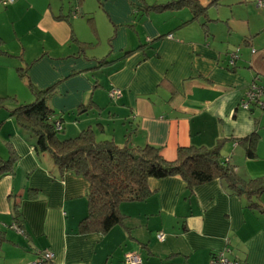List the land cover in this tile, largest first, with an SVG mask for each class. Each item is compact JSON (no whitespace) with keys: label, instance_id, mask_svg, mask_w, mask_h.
<instances>
[{"label":"crops","instance_id":"crops-1","mask_svg":"<svg viewBox=\"0 0 264 264\" xmlns=\"http://www.w3.org/2000/svg\"><path fill=\"white\" fill-rule=\"evenodd\" d=\"M26 1L17 0L10 11ZM219 1L198 0L205 10L196 19L183 6L188 10L162 28L138 17L139 0H104L109 32H114L111 48L98 54L90 50L89 39L77 34L82 17L70 20L72 8L64 13L62 6L54 10L39 0L40 18L34 25L39 49L32 41L20 51L0 46L1 56L18 57L14 64L17 71L25 69L31 93L5 87L0 97L6 90L5 96L31 102L30 87L52 86L47 104L61 120L62 138L95 124L108 134L116 122L122 144L153 145L168 160L176 158L179 146L220 145L239 180L264 177V110L239 106L251 82L264 84V41L253 48L264 36V24L262 17L251 22V0ZM81 2L75 0L73 7ZM234 9L243 10L245 22L226 15ZM256 12L264 15V10ZM85 22L97 31L92 16ZM70 39L75 44L66 48ZM143 44V50L126 53ZM234 49L238 55L230 64ZM112 88L121 89L116 101L109 99ZM0 123V157H13L12 171L0 177V233L6 235L17 219L23 232L14 230L22 239L8 242L24 253L21 260L3 264L32 263L44 250L53 252L55 264H124L129 253L138 254L142 264H210L219 251L247 264H264V192L247 198L221 179L189 190L177 175L150 178L148 197L120 203L121 223L106 233H80L78 224L87 212L86 179L60 172L51 155L36 150L34 137L9 115L0 113ZM252 133L257 142L255 156L249 158L239 139ZM252 200L260 208L249 206Z\"/></svg>","mask_w":264,"mask_h":264},{"label":"trees","instance_id":"trees-1","mask_svg":"<svg viewBox=\"0 0 264 264\" xmlns=\"http://www.w3.org/2000/svg\"><path fill=\"white\" fill-rule=\"evenodd\" d=\"M180 6H187L193 19L204 14L205 10L198 0H172L166 4H150L147 8L158 11ZM169 35L171 34L167 36ZM144 47L145 44L139 45L126 53L143 50ZM232 52L234 51L229 54ZM30 88L34 99L29 103H17L9 109V116L34 137L36 150L51 155L60 172H71L86 179L87 212L78 224L80 233H106L121 223L123 215L119 210L120 203L148 197L151 193L148 186L150 178L162 179L177 175L186 182L189 190L221 179L235 193L247 198L253 195L258 197L264 192V177L239 180L235 174V166L221 156L220 145L211 148L179 146L176 158L168 160L162 156L160 148L150 144L133 146L125 140L118 145L112 139L97 138L95 129L91 126L73 137L60 138L58 133L62 129L61 120L54 117L53 110L47 104L53 87L41 90ZM7 99L13 98L0 97V109L5 106ZM56 121L60 123V130L55 129ZM256 142L255 133L239 139L247 157L255 156ZM12 166V155L6 159L0 157V177L11 172ZM249 206L260 208L259 202L254 200L249 202ZM17 221L15 219L12 224L21 230ZM42 252L39 251L37 259L29 264H55L52 259L44 258Z\"/></svg>","mask_w":264,"mask_h":264},{"label":"rangeland","instance_id":"rangeland-1","mask_svg":"<svg viewBox=\"0 0 264 264\" xmlns=\"http://www.w3.org/2000/svg\"><path fill=\"white\" fill-rule=\"evenodd\" d=\"M38 1L39 0H27L25 4L18 5L14 11H10V8L15 2L7 6H4L0 2V34L5 39V43H0V46L2 45L1 47L3 49H7L11 52L20 51V47L25 45L27 46V42L29 43L30 41H32L34 45L38 42L40 32L34 25L40 18L39 12L42 5L45 7L50 6V8L54 10L56 9V7L59 8L62 6L64 8V13H67L68 10L72 8L73 11L75 10L77 12V15H70L69 19L73 20L76 18H83L81 27L82 30L77 28V34L82 38L90 40L91 44L89 45V47H91L92 49H88H90L91 51L94 50V52H97L98 54H103L105 53V51L111 48L112 42L111 40H109V37L110 34L114 32V30L112 33L109 32V22L102 8V2L104 0H82L80 4L76 3L78 5L75 7H73V5H75V0H43L42 5L36 3ZM164 1L166 0H139V3L136 6L138 17L140 16L142 21L148 19V21H151L155 25L166 28L173 21L174 17L180 14V11H184L187 9V7L183 8V6L167 8L165 11H156L151 8H147L150 3H162ZM219 3L225 5L226 0H220ZM251 3L253 5V15L251 17V22L254 23L256 21H259V18L262 17L260 23L264 24V15H262L260 12H256V10H264V6L256 7L258 6L257 0H251ZM220 8H223V6ZM241 12H243V10L234 9L232 12H226V15L230 14V19L234 20L235 22H245L246 19L240 18ZM81 14H83V16H80ZM87 15H90L94 18L93 25L95 27L96 24L97 31L93 30L89 23L85 22ZM142 21L140 23H142ZM137 30L140 33L142 32V28H137ZM262 41H264V36H261L260 38L255 40V45H253V48H257L256 44H260ZM72 43L75 44L74 39H70L66 48H69ZM35 46L36 50H38L39 47H37V45ZM16 61H18V57L8 58L0 55V90L5 87H9L11 88V90H14L16 87L20 86L22 87V89H25L26 92L31 93V91H29V87L26 85L27 79H24L26 78L25 69L17 71L18 65L14 64L16 63ZM11 63H13V66L8 67V64ZM5 91H2L4 93L2 94V96L4 95L3 97H5L6 95ZM17 97L20 99H17ZM17 97L16 99L18 102L14 97H12L13 99H7L5 102V106L0 109V113L9 115V109L13 108L17 103L30 102L22 101L20 95H17ZM109 99L111 101H116L117 99H119V97H111L109 95ZM65 122L66 119L64 118V122L62 123L63 126L65 125ZM117 128L118 123H111L108 129V134H106V132H102L100 126H98L97 124L94 125L97 138L112 139L117 142L118 145H121L122 143L120 142L122 139H120L119 130ZM58 135L61 138L62 131H60ZM10 238L13 240H17L16 238L22 239L17 236L15 230L12 227H7L6 235L0 233V264H3V261L14 262L17 259L21 260L24 257V253H21V250L16 248L18 246H10L11 244L8 242Z\"/></svg>","mask_w":264,"mask_h":264},{"label":"built area","instance_id":"built-area-1","mask_svg":"<svg viewBox=\"0 0 264 264\" xmlns=\"http://www.w3.org/2000/svg\"><path fill=\"white\" fill-rule=\"evenodd\" d=\"M16 0H0V2L4 5L7 6L9 4H12ZM258 6L264 5L262 3V0L257 1ZM72 15L76 16L77 12L74 10L72 11ZM171 37V35H169ZM237 51L232 52L229 54V63L234 64V61L237 58ZM108 94L111 97H121V89L120 88H112ZM252 105H255L256 107L260 108L261 110H264V84H259L256 82H251L247 88L244 91L243 97L241 98L239 102V106L243 109H249ZM55 129L60 130L61 126L58 121L55 122ZM13 229H15L17 232H21L19 228H17L14 224L11 225ZM156 237L159 241L163 240L164 234L162 232H157ZM42 256L46 259H53V252L49 250H44L42 252ZM210 264H247L239 259H230L226 257L224 252L219 251L217 253H214L210 257ZM124 264H142L141 259L139 258L138 254L136 253H129L125 257Z\"/></svg>","mask_w":264,"mask_h":264},{"label":"water","instance_id":"water-1","mask_svg":"<svg viewBox=\"0 0 264 264\" xmlns=\"http://www.w3.org/2000/svg\"><path fill=\"white\" fill-rule=\"evenodd\" d=\"M237 186H238V187H240V185H239V184H238Z\"/></svg>","mask_w":264,"mask_h":264}]
</instances>
